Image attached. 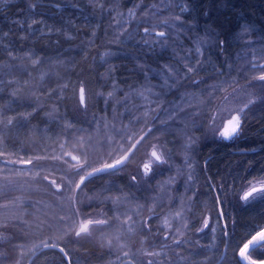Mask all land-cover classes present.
Here are the masks:
<instances>
[{"label":"trees","instance_id":"obj_1","mask_svg":"<svg viewBox=\"0 0 264 264\" xmlns=\"http://www.w3.org/2000/svg\"><path fill=\"white\" fill-rule=\"evenodd\" d=\"M135 4L139 7L132 18L128 10ZM185 5L188 10L181 11ZM176 16L181 19L176 20ZM33 20L40 23L32 24ZM146 27L150 34L144 33ZM245 27L250 31L244 32ZM208 29L214 30L215 35L210 36ZM159 31L166 36L157 37L155 33ZM144 40L150 43L145 44ZM202 40H208L209 44L200 43ZM217 40L226 41L221 46L223 52L214 46ZM198 43L204 56L194 51ZM262 47L264 0H171L170 3L169 0H0V80L3 81L0 107L5 109L0 119L36 109L22 128L13 126L0 131L3 137L0 151L7 152L13 160L72 152L81 157V162L87 157L86 170L91 171L123 155L119 152L109 156L117 147L115 141L123 142L113 125L122 130L127 126V130L137 133V138L142 134L141 113L148 105L135 91L151 87L153 93L160 95L148 92L145 95L152 101L162 100L164 107L172 101L191 102L193 107L186 111L192 113L203 108L198 103L200 99H208L212 88L206 86L220 85L229 92L248 81L245 76L257 74L250 70L248 62L253 60V52L256 57L261 56ZM37 58L40 63L34 66L32 60ZM197 59L204 61L203 70L192 79L203 78L204 84L188 87L187 81H181L179 90L171 92L161 87L163 80L157 73L164 65L171 67L179 78L185 71L184 65H194ZM41 73H47L43 80ZM233 78L237 83H231ZM81 83L86 89V109L78 105ZM116 85L119 87L115 88L114 98L109 100L107 93ZM13 91L17 93L15 97ZM183 92L195 95L181 101ZM125 94H129L128 103L117 104L116 100ZM223 94L215 93V103ZM150 107H156V103ZM246 117L243 134L231 140H208L207 116L192 117L195 123L187 129L181 122L170 123L172 132L157 122L155 131L138 146L127 165L119 171L87 177L75 193L64 189L58 192L49 182L56 179L60 183L59 177L65 174L69 164L75 163L70 157H64L67 164L63 160H41L34 165L15 164L3 169L0 163L3 169L0 170V188H3L0 235L11 237L0 243V264H16L17 260L20 264H120L127 259L122 252L131 254L144 249L161 253L153 258L156 264H214L224 246L219 264H247L239 257V249L264 227V198L257 196L247 202L239 198L249 181L259 186L264 178V104L257 100L246 110ZM69 122L73 128L66 127ZM81 136L85 146L73 148ZM106 136H113L114 142L109 144ZM189 136L199 139L185 149ZM153 144L160 145L168 163L154 164V174L142 177L135 164L141 165L147 159ZM128 146L126 143L125 148ZM40 170L41 176L36 177L35 172ZM18 172L21 174L17 175ZM83 174L82 171L72 176L74 183ZM45 175L48 181L43 180ZM133 175L137 176L136 183L131 179ZM170 178L174 179L168 183ZM217 193L225 213L223 217L217 211ZM70 194L76 196L82 217L101 212L113 216L115 208L108 197H121L119 212L131 215L135 221L148 217L147 209L155 204L158 218L149 223L153 232L160 230V236L154 240L149 237L142 245L141 237L147 233L138 224L129 233L116 222L110 228H93L90 237H76L74 231L65 235L71 221L62 223L59 217L71 214L66 199ZM177 211H182L181 220L173 219ZM165 216L172 223L171 229L161 225ZM205 216L212 217L209 223L215 233L210 229L197 231ZM184 223L187 228L183 227ZM5 224L7 228L3 227ZM166 233L168 240L163 239ZM108 240H112L111 248ZM173 240L180 243L173 244ZM42 242L58 243L67 252L69 263L54 248L40 251L29 262L32 252ZM118 244L126 247L120 248ZM252 254L263 257L264 249ZM181 256L186 259L181 261ZM134 258L136 264L147 259L140 255Z\"/></svg>","mask_w":264,"mask_h":264},{"label":"snow or ice","instance_id":"obj_2","mask_svg":"<svg viewBox=\"0 0 264 264\" xmlns=\"http://www.w3.org/2000/svg\"><path fill=\"white\" fill-rule=\"evenodd\" d=\"M171 0H169V3ZM103 7V5H100ZM32 7H35L33 5ZM139 7V4H135L133 8L128 10V14L130 17L135 18L136 11L135 8ZM154 8H157L156 5H153ZM159 9L157 8V11ZM187 5L183 6L181 8V11H187ZM176 20H180L181 18L179 16L175 17ZM40 23V21L33 20L32 24ZM51 31V29L49 30ZM59 31V29H57ZM145 34H150L149 28L143 29ZM244 32L250 31L249 27H245L243 29ZM208 33L210 36H214V30L208 29ZM7 35V34H5ZM155 35L157 37H165L166 33L163 31L156 32ZM143 43L148 44L150 41L144 40ZM200 43L203 44H209L208 40H202ZM225 40H217L215 42V47L220 48L221 52H223L225 49L221 46L225 45ZM211 46V45H210ZM190 52L192 49L189 50ZM196 54L198 56H204L205 52L202 51L200 44L198 43L197 47L194 49ZM261 56L258 58L253 52V60L249 61L248 64L250 66V70L255 71L257 74L252 75L250 78L245 76V79L248 80V86L252 85V82H258L261 92L264 93V47L259 49ZM9 56H12V53H8ZM29 57H31V53H27ZM40 59H34L32 60V64L39 65ZM204 61H201L197 59L195 61V64H185L184 68L185 71L182 76L177 78V74L173 71L171 67L168 65H164L163 68L157 75H159L162 80L163 84L161 85L162 88L167 89L169 92L172 90H179V87L181 85V81H187L188 87H199L201 84H204L205 81L203 78L199 79H192V76L196 75L198 71L203 70L202 65ZM229 68L232 66L229 65ZM165 70L167 72V75H165ZM47 75V73H41L40 79L43 80L44 77ZM220 75H224L223 72H220ZM169 80L173 81V83H169ZM9 84L13 83V81H8ZM27 83V81H25ZM231 83H237L235 78L231 80ZM231 83L229 86H231ZM3 84V81L0 80V85ZM66 87V85H65ZM119 87L118 85L114 86L113 91L108 92L107 96L109 100L114 98V92L115 88ZM211 87L212 90L208 92V99H200L198 103L200 105H203V108L197 111H194L192 113H188L186 110L188 108L193 107L191 102L181 104L178 101H172L170 102L168 107H164V102L161 100L159 102L152 101L148 98L147 95H145V92L151 93L153 95L159 96V93H153L152 88L149 87L142 91H135V95L139 98H141L146 105H148L145 108V111L141 113V117L144 119V127L140 129V132H142L141 135H139V138H137V133L134 131L127 130V126H124V129H116L115 125H113V129H115L116 133L121 135V141H115L117 147H115L112 151L109 152V156H114L115 153L123 152V155H120L119 158H114L111 163L105 162L101 164L100 167H93L91 171H87V157L84 158L83 162H81V157L78 155H73L72 152H64L61 156H35V157H29L27 159L19 158L16 160L9 159L8 153L4 151H0V163L3 164V169H7L8 165H34L35 162L41 161V160H52V161H61L63 160L64 163H68L67 160H64V157H70L72 161H75L74 164L68 165V170L59 177L60 183H57L56 179H52L50 184L59 192L61 189H64L70 193H75L76 190H80L81 186L84 184L87 177L94 176L96 173H102V172H108V171H119L121 166H125L130 162V159L132 156L135 155V152L138 150V146L148 137L150 136L156 129L157 122L159 126L163 129H167L169 132H172L173 129L169 127L170 123H176L181 122L184 125V128L187 129L189 127V124H194L195 121L192 119V117H203L207 116V124L209 130L212 132L213 137H218L222 140H231L234 137H239L244 132V122L247 119L246 117V110L250 109V106H252L257 100L260 101V103L264 104V95L255 97L253 99H248L246 103H243L240 106H237L233 103V100L238 99L237 88H232L231 93L227 92L225 88H223L220 85L217 86H206ZM3 89L0 88V91ZM219 91L221 93H224L219 100V103H215L216 97L215 93ZM12 96L15 97L17 95L16 91H13ZM78 105L81 108L86 109L87 108V95H86V89L81 83V85L78 88ZM98 95H103V93H99ZM195 94L183 92L180 94V100L183 101L188 96H193ZM129 100V94H125L124 97L116 100L117 104H127ZM156 103V107H150L151 104ZM4 108L0 107V116H3ZM36 111L34 108L32 112H21L17 113L15 116H6L2 119H0V131L6 130L9 128H12L15 126L17 129L22 128L27 122L28 118L33 115V113ZM55 111V109H54ZM125 111H128L126 108ZM161 113L163 114V118H161ZM103 119V118H101ZM136 122L139 123L140 117L135 118ZM151 119V122L149 120ZM107 127L108 125H104ZM203 127V123L200 125ZM67 128H73L74 126L69 122L66 124ZM146 129V130H145ZM83 131V130H81ZM91 139V137H89ZM106 141L109 144H112L114 142L113 136H106ZM157 139H159L157 137ZM199 138H193L191 136L187 137L185 140L184 148L188 149L191 148L194 144H196L197 140ZM3 137L0 135V142H2ZM129 144L127 148H125V144ZM85 146L84 137H78L77 142L73 144V148H83ZM61 148L64 147L63 144L60 145ZM171 153V150H169V155ZM184 159L187 162L188 161V153L187 151L184 152ZM168 163V159H166L164 153L162 150H160V145L153 144L151 147V150L148 153L147 159L139 166L138 173L142 175V177H148L150 174L153 173V165L154 164H166ZM188 167H191L189 164ZM0 169V170H3ZM41 171L35 172V176L39 177L41 176ZM84 172L83 175L79 176V182H75L71 178L74 175H79L80 172ZM17 175L21 173H16ZM43 180L48 181L49 177L47 175L42 177ZM7 179V177H5ZM132 181L134 183L137 182V176L133 175L131 177ZM174 178H170L168 183H171ZM188 179L191 180V175L188 176ZM74 184V187H73ZM222 187V186H221ZM3 188H0V191H2ZM257 196H260L261 198H264V178H262L259 181V186H257L252 181L248 182L247 190L243 191V195L239 198L240 200L247 202L250 199H255ZM69 205H70V215L69 216H61L59 217V221L62 223H65L67 221H71V227L68 228V230L65 232V235H69L74 231V235L76 237L81 236H88L90 237L92 235V229L93 228H110L112 227L113 222H116L120 225L121 228H124L127 232L131 233L134 232L136 229L137 224L140 227V230L144 233H147L146 235H143L141 237V244H145L149 241V237H151L153 240L160 236V230L158 229L156 232L152 231V225L149 223L152 219H157V213L155 211L156 205L153 204L152 207H149L147 211L150 213V215L146 218L142 217L139 221L133 220V217L131 215L121 214L119 212V207L122 204L121 197H108L106 199H111L113 205H114V213L113 216L109 217L107 213H98L94 215H87L85 217H82L81 209L77 206V199L74 194H70L66 197ZM216 202H217V211L220 217H223L225 215L222 202L220 200V194H216ZM82 203V201L80 202ZM143 205H137V208H143ZM123 215V219L121 218ZM137 215L139 213L137 212ZM173 219L181 220L182 219V211H177L173 214ZM212 219L211 216H205L203 219L202 227L197 229L198 232H203L205 229H210L213 233H215V228H211V225L209 221ZM161 225L164 228L171 229L172 223L169 220L167 216H165L163 219H161ZM3 227L7 228V224L3 225ZM183 227L187 228V223L183 224ZM119 231V229L117 230ZM177 231H179L177 229ZM224 235H227L225 232ZM119 235H117L116 239L119 241ZM170 237L166 233L163 236L164 240H168ZM11 239L10 236L7 235H0V243H5ZM180 241L173 240V244H178ZM108 247H112V240L107 241ZM42 246L44 248H59V251L63 253L65 256H67V253L65 252L63 247H60V245L56 242L52 243H43ZM120 248L126 247V245L118 244ZM163 247V245H162ZM264 249V227L260 228L259 231L255 233V235L251 236V239H248L246 243L243 244V247L239 249V257L243 261H247L248 264H264V259L256 260L253 259L252 253H254L256 250ZM32 254L35 256V251L32 252ZM121 255L124 258H127V264H136L135 256L140 255L143 257H147V259H142L140 261V264H156V261L153 259L154 257H159L161 253L159 251H149L147 249H144L141 252L138 253H131L129 251L122 252ZM121 257H117V261H120ZM181 261L185 260V257L179 258ZM16 264H20V261L17 260ZM111 264V262H109Z\"/></svg>","mask_w":264,"mask_h":264},{"label":"rangeland","instance_id":"obj_3","mask_svg":"<svg viewBox=\"0 0 264 264\" xmlns=\"http://www.w3.org/2000/svg\"><path fill=\"white\" fill-rule=\"evenodd\" d=\"M236 88L238 89L237 94H236L238 96V99L233 100V103L237 106H240L243 103H246L248 101V99H253L255 97L264 95V93L261 92V89H260L258 82H252V85L248 86V81H246V82L240 84L239 86H237ZM231 91L232 90H230L229 93H231ZM217 103H219V101ZM206 135H207L208 140H211L213 138L219 139L218 137H213V134L209 130V128H208V133H206ZM135 165H136L135 167L140 166L138 163ZM253 235H255V234H253ZM252 255H253V259H256V260L264 259V256L263 257H257L254 254H252ZM245 262L248 264L247 261H245Z\"/></svg>","mask_w":264,"mask_h":264},{"label":"water","instance_id":"obj_4","mask_svg":"<svg viewBox=\"0 0 264 264\" xmlns=\"http://www.w3.org/2000/svg\"><path fill=\"white\" fill-rule=\"evenodd\" d=\"M222 221H223V218H222ZM223 225H225L224 224V221H223ZM61 247V246H60ZM45 249H49V248H44L43 246H40L39 248H37L36 250H35V253L36 254H38L40 251H42V250H45ZM54 249H57V250H59V248H54ZM224 251H225V246H224V248H223V250H222V254H221V256L218 258V260L214 263V264H219V262L221 261V259L223 258V255H224ZM63 254V253H62ZM33 254L29 257V262L31 261V259L33 258ZM63 256L65 257V259L67 260V262L69 263V256H68V254H67V256H65L64 254H63ZM28 262V263H29ZM124 263H127V259L126 260H123L120 264H124Z\"/></svg>","mask_w":264,"mask_h":264},{"label":"bare ground","instance_id":"obj_5","mask_svg":"<svg viewBox=\"0 0 264 264\" xmlns=\"http://www.w3.org/2000/svg\"><path fill=\"white\" fill-rule=\"evenodd\" d=\"M66 252V251H65ZM67 253V252H66Z\"/></svg>","mask_w":264,"mask_h":264}]
</instances>
